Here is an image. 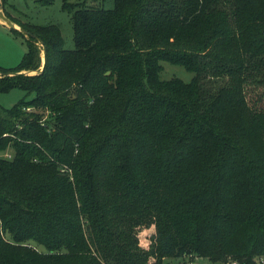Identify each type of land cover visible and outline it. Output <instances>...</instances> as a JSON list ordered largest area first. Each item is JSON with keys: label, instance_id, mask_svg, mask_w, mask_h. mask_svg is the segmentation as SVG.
I'll use <instances>...</instances> for the list:
<instances>
[{"label": "trees", "instance_id": "1", "mask_svg": "<svg viewBox=\"0 0 264 264\" xmlns=\"http://www.w3.org/2000/svg\"><path fill=\"white\" fill-rule=\"evenodd\" d=\"M113 2L64 0L73 49L3 10L31 35L0 67L25 92L0 105V264H261L264 0Z\"/></svg>", "mask_w": 264, "mask_h": 264}, {"label": "rangeland", "instance_id": "2", "mask_svg": "<svg viewBox=\"0 0 264 264\" xmlns=\"http://www.w3.org/2000/svg\"><path fill=\"white\" fill-rule=\"evenodd\" d=\"M49 2V0H6V5L2 8V0H0V11L3 13L5 11L8 16H11L12 19L18 22H26L32 25L57 24L61 28L65 48L73 49L75 43L72 21L68 12L62 9L64 0H51V2ZM71 2H81V4L86 7L101 6L106 9H111L114 6L113 0H71ZM2 21L3 20L0 18V67L13 68L21 62L27 51L25 39L28 38V35L25 34L26 36L24 38L16 36L11 27ZM37 45L41 49V67L38 70L23 71L22 73L25 75H36L43 67V48L41 44L38 43ZM162 65L163 71L161 73V78L164 80L180 78L185 82H190L194 76V73L188 72L182 66L174 65L169 62H162ZM224 81H226V79L211 77L204 80V83L207 87L216 90ZM261 89L263 91L264 87ZM24 96L25 92L19 88H14L8 93H0V105L5 108H11ZM30 97L33 96L31 95L28 98ZM8 154L11 155V158L13 157V152L10 150L0 153V157L11 159L8 158ZM34 246L39 251H44L42 246L35 243ZM198 261H192L191 264H209L206 260ZM164 264L184 263L182 259L167 258Z\"/></svg>", "mask_w": 264, "mask_h": 264}, {"label": "water", "instance_id": "3", "mask_svg": "<svg viewBox=\"0 0 264 264\" xmlns=\"http://www.w3.org/2000/svg\"><path fill=\"white\" fill-rule=\"evenodd\" d=\"M0 18L11 28L13 29H16V30H19L20 32L26 34V35H31L26 29H23L21 27H19L18 25L14 24L10 19H8L5 14L0 11ZM40 44L43 46V52H44V63H43V67L41 69V71H39V73H41L45 67V64H46V47L43 45L42 42H40ZM8 73L6 74H3V73H0V76L2 75H7ZM15 74V73H14ZM24 74V73H23ZM12 75V74H11Z\"/></svg>", "mask_w": 264, "mask_h": 264}, {"label": "built area", "instance_id": "4", "mask_svg": "<svg viewBox=\"0 0 264 264\" xmlns=\"http://www.w3.org/2000/svg\"><path fill=\"white\" fill-rule=\"evenodd\" d=\"M8 158H11V155H9L8 154ZM0 235H2V232H1V230H0ZM260 263L261 264H264V258H262L261 260H260ZM227 264H238L236 261H230V262H228Z\"/></svg>", "mask_w": 264, "mask_h": 264}, {"label": "crops", "instance_id": "5", "mask_svg": "<svg viewBox=\"0 0 264 264\" xmlns=\"http://www.w3.org/2000/svg\"><path fill=\"white\" fill-rule=\"evenodd\" d=\"M2 22H4V21H2Z\"/></svg>", "mask_w": 264, "mask_h": 264}]
</instances>
